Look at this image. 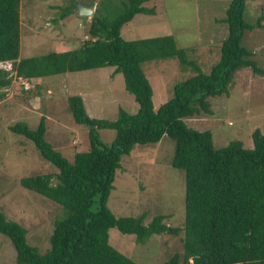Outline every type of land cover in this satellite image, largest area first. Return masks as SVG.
<instances>
[{
    "label": "trees",
    "instance_id": "obj_1",
    "mask_svg": "<svg viewBox=\"0 0 264 264\" xmlns=\"http://www.w3.org/2000/svg\"><path fill=\"white\" fill-rule=\"evenodd\" d=\"M21 1L0 0V100L16 82L29 92V87H22L24 82L41 89L50 75L111 66L113 73L122 75L124 89L133 95L138 111L129 114L119 108L114 120L90 117L82 97L69 95L73 120L88 126L87 147L76 149L72 162L45 138V116L35 129L24 122L10 125L58 169L24 177L21 185L65 209V216L54 222L50 247L43 254L27 243L26 228L0 210V233L14 246L16 264H137L111 246L110 228L134 235L141 244L154 234H176L179 229L167 227L163 216L144 225L145 215L117 218L106 204L122 157L130 155L136 145L156 144L164 136L176 143L171 166L184 171L186 195L182 253L165 264H264V134L260 128L252 131L251 148L235 140L216 149L210 130L198 131L185 122L213 115L208 99L228 96L240 70L249 68L264 76L253 60L254 53L243 46L247 32L264 28V11L249 23L245 15L252 0H225L223 17L215 20L226 34L215 41L219 42L214 51L219 59L205 74L203 57L193 54L192 58L191 47L178 48L173 36L133 41L121 37L123 27L136 16L156 14L155 7L147 5L151 0H126L112 19L96 14L95 8L89 38L78 46L22 57ZM74 6L72 1L61 17L73 12ZM167 59H177L181 68H189L194 75L176 84L172 98L155 109L142 64ZM104 128L115 131L111 143L101 140Z\"/></svg>",
    "mask_w": 264,
    "mask_h": 264
},
{
    "label": "rangeland",
    "instance_id": "obj_2",
    "mask_svg": "<svg viewBox=\"0 0 264 264\" xmlns=\"http://www.w3.org/2000/svg\"><path fill=\"white\" fill-rule=\"evenodd\" d=\"M98 8L96 14L112 19L126 0H22L21 51L22 57L46 54L63 48L73 49L89 38L90 16L73 12L64 18L71 2ZM225 0H151L156 14L136 16L126 24L121 37L126 41L173 36L177 47H191L196 57H203L201 71L207 74L219 59L214 52L226 30L216 23L222 18ZM264 0L248 2L245 15L247 22H256L262 14ZM259 32V33H258ZM214 46V47H213ZM243 46L254 53L253 60L264 70V31L247 32ZM213 47V50H212ZM211 49V50H210ZM213 52V53H211ZM113 67L54 74L38 85L28 83L29 92L16 86L0 100V210L7 219L13 220L27 230V243L45 253L54 222L65 216V209L54 201L27 189L20 180L37 174L56 173L57 167L44 159L34 143L9 127L17 122L35 129L45 116V138L69 161L73 153L84 150L88 144V126L78 124L68 104V96L78 91L84 100L90 117L114 120L118 109L129 114L138 111L132 94L124 89L123 77L113 73ZM153 89L155 109L173 95L174 86L190 78L194 73L181 68L177 59L151 61L142 64ZM26 89V88H24ZM213 115L202 114L197 119H187L186 124L195 130H210L216 149L230 142L241 140L251 148L252 131L260 128L264 134V76L254 74L249 68L236 73L228 96L208 99ZM104 143L115 137L113 129L100 130ZM175 141L164 136L160 142L136 145L130 155L123 156L117 170L113 189L107 197V207L113 215L138 218L145 215L144 225L156 216H163L169 228L179 229L176 234H154L145 243H138L134 235L121 234L109 229V242L121 254L137 264H165L170 258L182 253L185 225V173L174 169L171 160ZM94 204H92V207ZM0 264H16V250L9 238L0 233Z\"/></svg>",
    "mask_w": 264,
    "mask_h": 264
},
{
    "label": "water",
    "instance_id": "obj_3",
    "mask_svg": "<svg viewBox=\"0 0 264 264\" xmlns=\"http://www.w3.org/2000/svg\"><path fill=\"white\" fill-rule=\"evenodd\" d=\"M75 6H76L75 9L77 10L78 14L83 15V16L92 17V15L94 13V7L93 6L83 5L81 1H77Z\"/></svg>",
    "mask_w": 264,
    "mask_h": 264
},
{
    "label": "crops",
    "instance_id": "obj_4",
    "mask_svg": "<svg viewBox=\"0 0 264 264\" xmlns=\"http://www.w3.org/2000/svg\"><path fill=\"white\" fill-rule=\"evenodd\" d=\"M94 5V4H93ZM93 5H86V6H93ZM94 11H95V7H94ZM258 30H262V29H258ZM263 31H264V28H263ZM259 33V32H258ZM85 93V92H84ZM84 93H82V92H80V91H78L77 92V94H79L80 96H81V94H84ZM83 102H84V100H83ZM85 103V102H84ZM264 130V129H263Z\"/></svg>",
    "mask_w": 264,
    "mask_h": 264
},
{
    "label": "built area",
    "instance_id": "obj_5",
    "mask_svg": "<svg viewBox=\"0 0 264 264\" xmlns=\"http://www.w3.org/2000/svg\"><path fill=\"white\" fill-rule=\"evenodd\" d=\"M3 66V63L0 62V67ZM22 81V80H21ZM23 88H28V83L27 82H24Z\"/></svg>",
    "mask_w": 264,
    "mask_h": 264
}]
</instances>
